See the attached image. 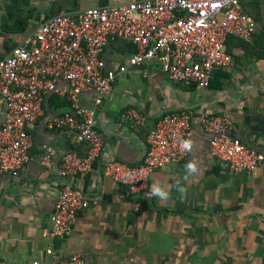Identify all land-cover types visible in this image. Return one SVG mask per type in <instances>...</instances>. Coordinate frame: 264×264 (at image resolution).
Wrapping results in <instances>:
<instances>
[{"label":"crops","instance_id":"obj_1","mask_svg":"<svg viewBox=\"0 0 264 264\" xmlns=\"http://www.w3.org/2000/svg\"><path fill=\"white\" fill-rule=\"evenodd\" d=\"M132 1L140 0H0V59L31 37L42 18ZM239 2L255 20V32L247 42L227 38L231 65L213 72L208 88L170 81L156 60L117 75L96 115L104 150L92 172L76 182L95 203L79 213L64 239L44 236L64 183L58 170L65 153H83L85 147L75 132L47 127L51 117L68 111L65 100L47 96L43 115L29 129V160L16 177L0 175V260L53 264L45 253L51 247L58 260L80 256L88 264H264V161L254 174L223 170L210 155L200 124L203 115L226 113L236 124L231 135L264 154V0ZM132 51L116 41L101 59L106 69H117ZM96 97L91 89L80 101L93 107ZM129 109L146 115L144 127H131L124 117ZM180 111L190 115L195 142L182 162L154 171L140 196H127L124 187L102 175L112 160L141 163L150 129L162 116ZM2 115L0 109V122ZM48 147L53 153L46 167ZM193 158L200 171L186 179L185 165ZM156 182L170 189L169 199L150 194ZM177 185L186 188L183 197Z\"/></svg>","mask_w":264,"mask_h":264},{"label":"built area","instance_id":"obj_2","mask_svg":"<svg viewBox=\"0 0 264 264\" xmlns=\"http://www.w3.org/2000/svg\"><path fill=\"white\" fill-rule=\"evenodd\" d=\"M255 29V20L243 11L239 0H140L42 18L31 37L0 59V175L16 177L29 160L33 143L29 129L43 115L42 104L49 95L65 100L68 111L51 117L47 127L75 132L77 143L85 147L83 153L68 151L61 159L58 175L64 183L55 201L51 229L44 236L67 238L79 213L95 203L76 182L92 172L104 150L96 115L117 75L156 60L170 81L205 89L213 72L231 65L227 37L247 42ZM116 41L133 46V51L126 65L106 69L101 55ZM91 89L97 97L93 107H85L80 96ZM124 117L132 128L146 124V115L135 109ZM200 124L208 136L210 155L223 170L254 174L264 161V154L231 135L236 124L230 115L206 114ZM191 133L186 111L166 114L148 132L141 163L112 160L103 166L102 175L124 187L127 196H140L154 171L188 156L181 141L190 139ZM52 153V148H46L44 166H50ZM45 253L53 264H88L80 256L58 260L51 247ZM0 264L28 263L0 260Z\"/></svg>","mask_w":264,"mask_h":264},{"label":"clouds","instance_id":"obj_3","mask_svg":"<svg viewBox=\"0 0 264 264\" xmlns=\"http://www.w3.org/2000/svg\"><path fill=\"white\" fill-rule=\"evenodd\" d=\"M194 144L195 142L192 139L181 141L182 149L189 153L194 151ZM199 171V163L195 158H193V160L189 161L185 165V178L187 179L188 177L197 176ZM176 190L180 193L181 197H183L187 191L186 188L181 185H177ZM150 194L152 196L159 197L161 200H167L170 197V189H166L159 182H156L152 185Z\"/></svg>","mask_w":264,"mask_h":264},{"label":"trees","instance_id":"obj_4","mask_svg":"<svg viewBox=\"0 0 264 264\" xmlns=\"http://www.w3.org/2000/svg\"><path fill=\"white\" fill-rule=\"evenodd\" d=\"M228 37H230V36H228ZM227 37V38H228ZM232 37H234V36H232ZM234 38H237V37H234ZM238 39V38H237ZM241 40V39H240ZM241 41H243V40H241ZM226 43H227V39H226V41H225V48H226V51H227V53H229V51L227 50V45H226Z\"/></svg>","mask_w":264,"mask_h":264}]
</instances>
